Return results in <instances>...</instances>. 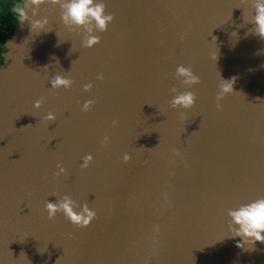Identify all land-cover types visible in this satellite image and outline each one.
<instances>
[{"label": "water", "instance_id": "95a60500", "mask_svg": "<svg viewBox=\"0 0 264 264\" xmlns=\"http://www.w3.org/2000/svg\"><path fill=\"white\" fill-rule=\"evenodd\" d=\"M103 2L113 20L91 48L47 3L33 17L47 18L43 31L17 21L5 42L0 264H264V243L237 247L227 215L264 197V39L252 31L253 0ZM181 65L199 82L182 84ZM56 74L71 86L52 89ZM222 80L233 91L217 101ZM184 91L194 105L171 107ZM49 112L55 120L43 119ZM64 196L96 212L90 225L48 218L45 203Z\"/></svg>", "mask_w": 264, "mask_h": 264}, {"label": "clouds", "instance_id": "9594fccd", "mask_svg": "<svg viewBox=\"0 0 264 264\" xmlns=\"http://www.w3.org/2000/svg\"><path fill=\"white\" fill-rule=\"evenodd\" d=\"M51 4L60 8L61 22L69 28L79 30L83 33L82 46L91 48L99 42V37L94 34L96 31H105L107 26L113 20L110 13H106L103 0H14L11 6V12L15 19L23 24L28 22L31 31L40 33L48 24L47 18L33 19L37 13V9L41 4ZM253 8L255 15L252 18V31L261 39H264V0H253ZM31 10V15L28 10ZM176 76L181 78V83L187 86L194 85L199 82V78L193 74L190 68L177 66ZM102 79V76H98ZM52 89L61 87L69 88L72 80L62 74L54 75L49 81ZM233 80H222L219 85L217 101H219L226 93L232 89ZM92 87L91 83L83 85L84 91H88ZM176 93V89H172ZM195 96L191 91H184L175 94L170 102L173 108L189 109L194 105ZM43 103V98L36 100L33 107L39 109ZM94 104V100H86L81 110L87 112ZM43 119L53 121L56 119L52 112L47 113ZM115 123V121L113 122ZM108 137H104L103 143L108 142ZM129 159L128 154H124L123 160L126 162ZM91 154L83 157L82 168H87L92 162ZM59 171L57 175L65 172L61 165H57ZM169 206H171L169 202ZM45 210L48 213V218L52 219L57 212H62L65 217L74 225L87 227L95 219L96 212L89 208L88 204L75 206L74 201L70 197L64 196L57 199L55 202L47 201ZM230 218L228 228L233 233L231 237H240L237 241V247L242 248L244 244L260 242L264 243V197L254 199L248 203L239 205L237 208L229 209L227 212ZM154 231H159V226H153ZM145 264H148L145 261Z\"/></svg>", "mask_w": 264, "mask_h": 264}, {"label": "trees", "instance_id": "16d2710c", "mask_svg": "<svg viewBox=\"0 0 264 264\" xmlns=\"http://www.w3.org/2000/svg\"><path fill=\"white\" fill-rule=\"evenodd\" d=\"M14 0H0V63L3 61V53L6 51L5 42L13 34L15 19L11 12Z\"/></svg>", "mask_w": 264, "mask_h": 264}]
</instances>
